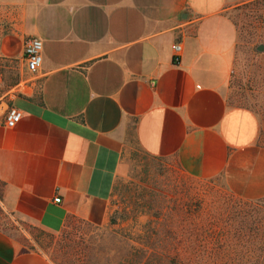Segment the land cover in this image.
<instances>
[{
	"label": "crops",
	"instance_id": "1",
	"mask_svg": "<svg viewBox=\"0 0 264 264\" xmlns=\"http://www.w3.org/2000/svg\"><path fill=\"white\" fill-rule=\"evenodd\" d=\"M249 1L0 0V96L21 111L0 125L1 209L51 234L105 225L133 152L264 197L253 115L222 94L235 47L227 14ZM32 36L41 65L30 73ZM28 240L0 223V264H53Z\"/></svg>",
	"mask_w": 264,
	"mask_h": 264
},
{
	"label": "rangeland",
	"instance_id": "2",
	"mask_svg": "<svg viewBox=\"0 0 264 264\" xmlns=\"http://www.w3.org/2000/svg\"><path fill=\"white\" fill-rule=\"evenodd\" d=\"M227 15L235 47L222 94L227 105L253 115L264 148V0ZM133 153L113 185L105 225L72 221L51 234L1 207L0 223L27 236L53 264H264V197L243 200L218 178L186 175L170 159Z\"/></svg>",
	"mask_w": 264,
	"mask_h": 264
},
{
	"label": "built area",
	"instance_id": "3",
	"mask_svg": "<svg viewBox=\"0 0 264 264\" xmlns=\"http://www.w3.org/2000/svg\"><path fill=\"white\" fill-rule=\"evenodd\" d=\"M178 44H173V59L177 58ZM22 60L26 71L33 73L41 65V41L37 37H26L22 42ZM21 111L11 104V99L0 96V125L10 128L19 120ZM57 201V198L53 199Z\"/></svg>",
	"mask_w": 264,
	"mask_h": 264
},
{
	"label": "trees",
	"instance_id": "4",
	"mask_svg": "<svg viewBox=\"0 0 264 264\" xmlns=\"http://www.w3.org/2000/svg\"><path fill=\"white\" fill-rule=\"evenodd\" d=\"M263 198V197H262ZM259 199H261V198H259ZM259 199H255V200H259ZM244 200V199H243ZM247 201H249V200H247Z\"/></svg>",
	"mask_w": 264,
	"mask_h": 264
}]
</instances>
